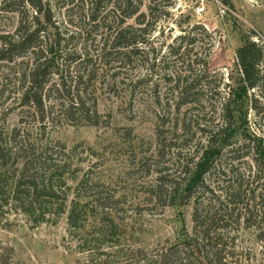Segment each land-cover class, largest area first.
<instances>
[{
  "label": "trees",
  "instance_id": "16d2710c",
  "mask_svg": "<svg viewBox=\"0 0 264 264\" xmlns=\"http://www.w3.org/2000/svg\"><path fill=\"white\" fill-rule=\"evenodd\" d=\"M167 5L1 0L0 14L10 12L14 20L10 29L0 20V216L20 213L39 225L64 214L74 235L99 215L112 243L102 264H264V33L251 30L243 38L226 81L210 68L208 54L189 58L197 24L168 44L171 54L189 58L185 82L172 88L174 107L204 106L205 112L195 113L193 144L170 166H157L143 190L162 207L190 208L191 225L175 239L150 248L129 242L132 227H114L111 218L125 210L123 194L95 191L88 175L79 174V153L54 134L65 123L99 125L91 84L100 70H112L111 83L130 108L155 66L161 48L153 45L154 32L169 16ZM137 62L145 68L139 77ZM243 95L252 120L235 107ZM85 195L92 204L82 201ZM0 264H16L13 247L1 242Z\"/></svg>",
  "mask_w": 264,
  "mask_h": 264
},
{
  "label": "rangeland",
  "instance_id": "374dc122",
  "mask_svg": "<svg viewBox=\"0 0 264 264\" xmlns=\"http://www.w3.org/2000/svg\"><path fill=\"white\" fill-rule=\"evenodd\" d=\"M156 3L159 10L168 3L169 16L154 32L153 45L161 49L149 79L137 92V100L128 104L131 109L120 102L121 91L115 82L111 83L112 70H100L90 83L102 116L99 125L65 123L54 132L79 153L80 161H75L82 167L79 174L88 175L95 191L123 194L125 202L121 207L125 210L121 208L120 216L113 214L112 225L132 227L133 236L129 231L126 233L128 241H136L144 248L165 238L175 239L182 227L191 225L189 207H162L145 199L143 191L154 179L157 166H170L176 153H185L193 144L191 139L197 137L195 113L200 110V116L205 115L204 106L174 107L171 93L175 81L185 82L184 76L189 74L185 66L195 53L208 54L210 68L220 70L226 81L229 69L234 66L235 49L243 38L251 35V30L260 36L264 33V0H156ZM0 20L2 27L10 29L14 19L12 13L5 12L0 14ZM196 24L198 27L190 34L195 35V41L189 58H185L186 54H171L168 44L172 38L181 29L189 30ZM203 28L210 36L202 32ZM211 41L214 45L208 49ZM184 48L185 45L180 53L185 52ZM144 72L145 68L137 62V77ZM235 107L252 120L247 96L236 100ZM92 198L81 199L92 204ZM99 217L89 216L82 230L72 235L64 214L54 221L32 225L26 216L9 212L0 216V242L13 247L16 264H102L105 256L101 253L108 251L112 243L106 242L107 234L100 228L104 224Z\"/></svg>",
  "mask_w": 264,
  "mask_h": 264
}]
</instances>
